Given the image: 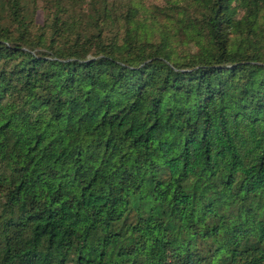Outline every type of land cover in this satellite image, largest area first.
I'll list each match as a JSON object with an SVG mask.
<instances>
[{"label": "trees", "instance_id": "obj_1", "mask_svg": "<svg viewBox=\"0 0 264 264\" xmlns=\"http://www.w3.org/2000/svg\"><path fill=\"white\" fill-rule=\"evenodd\" d=\"M22 1L0 17V264H264V0H168L185 53L137 7L90 0L84 39L61 6L33 34Z\"/></svg>", "mask_w": 264, "mask_h": 264}, {"label": "rangeland", "instance_id": "obj_2", "mask_svg": "<svg viewBox=\"0 0 264 264\" xmlns=\"http://www.w3.org/2000/svg\"><path fill=\"white\" fill-rule=\"evenodd\" d=\"M167 1L168 0H96V2H98L97 6H101V4L104 3L107 5V7H111L112 10L115 11L114 14L115 16H117V20H122L121 14H124V12H126L129 7H137L139 9V13L138 15H136L135 20H141L148 26H150L151 21L144 20L148 19L147 16L150 14V19H155V21L157 22V28L158 26H163L167 31L174 33V30L176 29V25L174 23L176 13L170 12V17H165L162 13L160 14L159 12L160 9H165L164 11L167 12ZM22 4L27 11L29 20L31 21L30 30L33 34H35L37 30L42 26L48 25L50 21L47 20V13H49V15H52L56 12V8L58 6H61L65 10V12H67V14H70V16L81 23V34L84 39H87L91 35L95 34V30L88 18V14L91 10L90 0H23ZM189 12L192 13L191 10ZM5 15L6 6L4 4V0H0V17H3ZM121 24L122 22H120V25ZM110 32L112 33V35H115L116 27H112L110 29ZM122 32L123 29L119 31L120 36L122 35ZM154 36L156 37V35ZM173 40L178 44L177 50L180 53L195 51L192 43H184L186 42V38L182 32L177 31L176 33H174ZM71 219V212L67 209H64L61 215L54 222L57 237L61 235ZM84 220L85 219L83 218V216H79L76 219V223L81 225L84 223ZM241 233H250L257 236L259 235V226L253 222H247L245 225L234 232V234L236 235H240Z\"/></svg>", "mask_w": 264, "mask_h": 264}]
</instances>
